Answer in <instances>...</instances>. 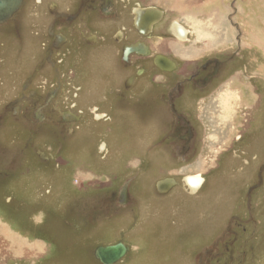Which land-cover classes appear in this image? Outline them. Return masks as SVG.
I'll list each match as a JSON object with an SVG mask.
<instances>
[{"label":"rangeland","instance_id":"obj_1","mask_svg":"<svg viewBox=\"0 0 264 264\" xmlns=\"http://www.w3.org/2000/svg\"><path fill=\"white\" fill-rule=\"evenodd\" d=\"M48 4H33L30 15L42 17L24 25L26 42H35L30 32L36 31L35 20L38 24L48 19ZM261 15L264 22V3ZM261 31L264 36V25ZM158 36L153 52L176 49L184 59L197 42L187 36L160 41ZM237 53L230 49L227 56H219L235 59L223 68V83L190 99L191 115L199 126L196 155L182 150L174 157L167 152L165 158L162 150L158 153L157 141L163 137L155 128L158 113L141 110L135 115L128 111L122 125L103 122V133L80 126L78 135L60 140L59 152L44 137H32L55 155L52 164L42 166L33 155L21 156L17 143L23 144L29 134H18L8 121L0 135L13 155L7 176L0 179V264H101L94 256L96 248L114 243L129 248L117 264H264V49L249 44L245 54ZM0 56V69L8 67L7 79L15 74L16 83L34 58L13 49L7 39L0 40ZM175 56L180 62L179 70H172L173 80L187 79L198 70L200 64ZM146 66L150 83L159 72L152 62ZM63 70L66 92L60 97L65 96L61 109L90 113L99 103L77 99L79 91L71 85L67 66ZM151 90L149 85L140 103L147 95L152 103ZM6 91L0 86V108L10 97ZM75 101L79 103L74 109ZM118 103L114 99L112 107L105 106L110 116L122 112ZM84 111L79 114L85 116ZM89 123L93 122L86 120ZM167 144L171 145L169 137ZM194 176L202 177L205 187L190 188L187 179ZM168 178L177 185L165 196L157 194V181Z\"/></svg>","mask_w":264,"mask_h":264},{"label":"flooded vegetation","instance_id":"obj_2","mask_svg":"<svg viewBox=\"0 0 264 264\" xmlns=\"http://www.w3.org/2000/svg\"><path fill=\"white\" fill-rule=\"evenodd\" d=\"M69 1L72 0H33V3L29 0H21L19 3H17V0L0 1V7L6 5L16 8L19 4L18 8L6 20L0 22V40L5 41L7 39L13 49L19 51L20 48L31 57L34 56L28 70L21 72L18 83L14 78L15 74L10 80L7 79L11 74L8 67L5 66L0 69V86L5 87L6 93L10 94L9 99L0 108V135L8 121L13 123V126L18 130V134L27 132L29 134L28 139L23 144L17 143V146H20L17 150L21 152V156L22 153L33 155L38 164L44 166L52 164L55 155L53 152L51 153L36 145V141H33L32 137H44L50 142V146L53 145L52 148L58 151L62 148L61 142H66L67 139L65 138H71L73 135L79 134L80 126L90 127L95 133V124L93 123L98 121L100 113L95 112L93 107L90 108V113L78 109L79 113L84 111L85 116L64 109L63 106V110L59 108L60 102L62 104L65 97L60 99L63 95L61 92L62 82L65 80L63 68L67 66V76L70 74V80H77L79 78L76 71L78 65L87 59L89 61L90 53L95 54L100 50H104L110 58H113L112 55H117V63L122 69V76L128 75L129 81L128 85L125 84L121 90L115 91L119 92L118 94L115 92L112 94L108 90L109 95L104 94L101 98L105 99L108 96L109 100L114 96L121 98L123 92L131 89H139V94H144L143 89H148L151 85L150 94H155L157 99H153L152 103L148 100L140 103L142 101L141 95L132 97L129 109L147 110L152 116L154 115L152 111H157L158 115L155 119H158V122L155 124V128L161 130L163 135L157 141V148L161 146L165 151L171 152V156L182 150L188 152L187 155L190 152L194 153L200 145L198 132L196 131L199 126L197 127L194 123L193 117L196 118V115H191L193 108L189 105L190 99L193 95L194 97L199 94L204 95L210 88L215 87L214 83H223L219 82L223 76L222 70L231 66L232 63L229 64V60L234 61L235 59L228 57L227 60H223L219 57L220 55L212 58H202L195 62L200 66L194 74L190 75L191 77L183 80L178 77L173 80L172 70H179L176 69V65H179L178 62L180 61L174 59L175 67L169 72L160 69L158 66L156 67V63L162 65L163 57H160L161 54L153 55L155 53H152L150 49L149 53L142 50L143 47L146 48L143 40L147 35L141 32V21L137 20L138 32L136 29L133 30L127 27H121L120 30L113 32L117 24L115 19L121 11V6L123 10L120 19L125 18L126 20L128 18L129 21H132L133 16L128 8V5H131V0H73L75 2L73 6L69 5ZM34 3L35 5L40 3L39 6L49 3L50 15L45 22L37 24L35 20L36 26L34 27L36 31L35 33L30 32L35 38L33 43L31 39H27L26 42L27 37L22 39V32L27 21L42 17L38 14L30 15ZM34 13H38V11ZM180 28L182 30L183 27H177V34L181 38L184 32ZM144 33H147V29H144ZM43 34L46 35V39H43ZM38 57H40V61L34 63ZM3 62L4 59L0 56V66ZM147 62H152L154 69L159 72V74L153 76L154 79L150 83H148V78L151 72L146 66ZM22 65L24 64L20 66ZM139 77H142L145 82L139 84ZM104 78L108 79V76ZM132 79H134L133 83ZM131 83L132 85H130ZM147 84L148 86L144 87ZM73 107L74 109L78 108V105L74 103ZM165 111L170 117L167 121L165 120ZM110 117L108 114L100 122H109ZM86 120L93 123L86 125ZM167 137H169L171 145L167 144ZM4 144L6 143L0 137V179L7 176V168H9L7 164L11 162L13 156L12 149L3 146ZM179 157L178 154L176 158ZM112 193L109 194L112 195ZM119 198L121 202H124L121 197ZM123 198H126V194ZM115 244L117 243L110 245Z\"/></svg>","mask_w":264,"mask_h":264},{"label":"crops","instance_id":"obj_3","mask_svg":"<svg viewBox=\"0 0 264 264\" xmlns=\"http://www.w3.org/2000/svg\"><path fill=\"white\" fill-rule=\"evenodd\" d=\"M263 3L261 0H131V5H128V8L133 16L132 21H129L128 18L126 20L125 18L120 19L121 11H119L117 19H115V23L117 22V24L113 32L115 30H120L121 27H127L133 30L136 29L138 32L139 27L136 16L144 15V10L151 9V14H158L157 12L162 13L158 22L155 23L147 33H143L147 35L143 40L144 45L150 49L152 53H155L152 51V47L155 43V35L158 36L160 34L161 37L158 36L160 41L164 40L166 37L173 38V40H175V37H179L177 34L178 29L175 27L177 24L187 30L188 36L185 39L197 40L196 45L191 46L187 59L179 56L180 53L178 54L176 49L175 51L168 50L167 52L159 51L153 55L161 54L160 57L170 61H172V59L174 60L175 58L173 56L177 55L179 57H175L179 58L181 61L197 62L202 58L227 55L229 54L230 49H237V55L241 52L245 54L247 45L249 44H251L252 47L257 48L258 51L259 49H264V36L261 31V26L264 25L261 15ZM69 5L73 6L75 4L69 1ZM45 21L46 19L42 20V22ZM171 24L174 26L173 30H171ZM166 29L169 31L167 34H165ZM247 32L250 33L247 34ZM149 43H151L152 46H150ZM167 53L174 55L169 56ZM107 55L108 53L104 50H100L95 54L90 53L89 61L87 59L80 63L76 69L79 78L77 80H70L73 88H76V91L80 92L77 93V99L79 98L82 102L99 103V105H96L95 107L91 106L95 112H101L98 116V121L95 123V125H97L95 126L94 134L104 132L102 129L107 124L100 121L104 119L105 115L109 114V111H107L105 106L112 107L111 103L114 102V99L118 98V96H114V98L109 100V96L105 99L101 98V96L104 94L109 95L107 92L108 90L114 94L115 91L121 90L125 84L128 85L129 81L127 78L129 77L128 75L122 76V69L117 63V55H112L113 58H110ZM39 61L40 57L36 58L34 63H38ZM157 66L160 69L163 68L160 63H156V67ZM169 68L173 69L172 67ZM105 76H108V79H105ZM133 81L134 79H132V83ZM132 83L130 85H132ZM147 86L148 84L144 87ZM143 90L145 92L146 90L148 91V89ZM61 92L63 95L66 92L65 80L62 82ZM115 93L118 94L119 92ZM139 93V89H131L127 92H123L121 98H118L120 100V103H118L119 110L122 112L120 114L114 113V115L109 118L111 125H122L121 119L124 115L128 114V111H130L132 115L140 112L135 109H129L132 97L141 95ZM148 97L149 95H147L146 100L150 101ZM155 99H157L156 95ZM121 100L123 102H121ZM77 101L73 103L78 105L79 102ZM59 108L61 110L60 105ZM161 112L163 111L161 110ZM169 118L167 111H165V120L167 121ZM159 134H162L161 130L159 131ZM160 150L166 153L165 157L167 158V151L163 148H159L157 150L158 153Z\"/></svg>","mask_w":264,"mask_h":264},{"label":"water","instance_id":"obj_4","mask_svg":"<svg viewBox=\"0 0 264 264\" xmlns=\"http://www.w3.org/2000/svg\"><path fill=\"white\" fill-rule=\"evenodd\" d=\"M20 1L21 0H17V3H19ZM18 6L16 8L9 7V6H1L0 7V22L6 20L18 8ZM157 13L158 14H151V9L144 10V15H141L139 17L142 23L141 32L144 33V29H147V31H149L151 27L155 23L158 22L162 13L161 12H157ZM142 50L149 53V49L147 47L146 48L143 47ZM162 60H163V63H162L163 70L169 71L171 70L169 67H172V68L174 67L173 62H171L170 60H166L164 58H162ZM176 185L177 183L175 179L168 178L165 180H161L156 183V191L159 195H165ZM127 251H129V248L126 245H124L123 243H117L115 245L98 247L95 251L94 256L96 260L99 261L101 264H116L125 257Z\"/></svg>","mask_w":264,"mask_h":264},{"label":"bare ground","instance_id":"obj_5","mask_svg":"<svg viewBox=\"0 0 264 264\" xmlns=\"http://www.w3.org/2000/svg\"><path fill=\"white\" fill-rule=\"evenodd\" d=\"M11 3V2H10ZM6 6V5H5ZM143 11V10H142ZM140 15H141V13H140ZM137 17V19H138V21H141L140 20V16H136ZM176 28L178 27V25H176L175 26ZM180 30H181V28H180ZM182 32L184 31V34H183V37H186V36H188V32L184 29V28H182V30H181ZM190 41V40H189ZM168 60V59H167ZM154 156V155H153ZM164 180V179H163ZM187 184L189 185V187L190 188H192V187H195V186H198V187H201L203 184H204V187H205V182L203 181V178L202 177H200V176H194V177H190V178H188L187 179ZM253 192V191H252ZM250 221H251V219H250ZM98 248V247H97ZM96 251V250H95ZM128 253V252H127Z\"/></svg>","mask_w":264,"mask_h":264}]
</instances>
